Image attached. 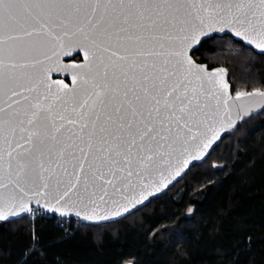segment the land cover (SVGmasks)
<instances>
[{
	"label": "snow or ice",
	"instance_id": "1",
	"mask_svg": "<svg viewBox=\"0 0 264 264\" xmlns=\"http://www.w3.org/2000/svg\"><path fill=\"white\" fill-rule=\"evenodd\" d=\"M226 31L264 52V0H0V221L33 201L103 221L167 188L264 102L194 61Z\"/></svg>",
	"mask_w": 264,
	"mask_h": 264
},
{
	"label": "trees",
	"instance_id": "2",
	"mask_svg": "<svg viewBox=\"0 0 264 264\" xmlns=\"http://www.w3.org/2000/svg\"><path fill=\"white\" fill-rule=\"evenodd\" d=\"M193 58L226 68L233 94L264 91V55L231 37L202 41ZM16 221L0 222V264H264V111L122 220L60 226L40 213Z\"/></svg>",
	"mask_w": 264,
	"mask_h": 264
},
{
	"label": "water",
	"instance_id": "3",
	"mask_svg": "<svg viewBox=\"0 0 264 264\" xmlns=\"http://www.w3.org/2000/svg\"><path fill=\"white\" fill-rule=\"evenodd\" d=\"M225 36H228V37H231L232 39H234L235 41L237 42H240L242 43L245 47L247 48H250L252 51H254L255 53L257 54H260V55H264V52H261V50L255 48L254 46L252 45H248L246 42L244 41H241L239 40V38L235 37L231 32H224V33H220V32H213V33H210L209 35L205 36L202 38V41H205V40H208V39H211L213 37H225ZM200 44L199 45H195L192 52H191V55L193 57V53L199 48ZM76 54L74 53L73 54V58H75ZM73 58H69V57H65V61L66 62H73ZM80 60H82V55L79 57ZM194 59V58H193ZM194 61L196 62V60L194 59ZM198 63V62H197ZM204 66L207 67V69L209 71H213L215 68H220L221 66H217V67H213V68H209L208 65L206 63H200ZM224 68V67H223ZM226 69V68H225ZM227 71V70H226ZM228 72H227V76H226V80L228 82V84L230 85L229 81H228ZM53 79H61V80H65L66 83H69V85L71 84V78L70 76H67L64 74V73H53ZM230 91H231V85H230ZM255 91V90H254ZM251 92V91H249ZM231 95L233 97H235V94L232 93L231 91ZM264 111V102H261L259 99H256V100H251V101H246L244 103V107L242 109H240L239 111V115L237 116V111L236 110H233L232 112V116L235 120V125L234 127L232 128H228V129H225L221 135H220V138L217 139L213 144L212 146L207 150V152L205 153V155L199 159H195V160H191L188 167L185 168L182 172H181V175L176 177L175 179H173L169 184H168V187L167 188H162L159 192H156L154 195L152 196H149L147 200H144L143 203L141 204H137L136 207L132 208L130 210V212L128 213H124L122 216L120 217H114V218H110L108 220H103V221H85L83 220L81 217H77L75 216V214H70V215H67V216H60L59 213H55V212H51L47 209H45L42 205L41 206H38L35 201L32 202V205L31 207L33 209H36V210H39V211H42L43 213L51 216V217H55V218H60V219H64V220H67V219H70V220H73V221H76L78 223H80L81 225H90V226H99V225H103V224H108V223H113V222H116V221H119V220H122L126 217H128L129 215L141 210L142 208H144L145 206H147L152 200L156 199V198H159L163 195H165L171 188H173L179 181L182 180V178L188 174V172L190 171L191 168L195 167V166H198V165H201L203 162L206 161V159L208 158V156L211 154V152L213 151V149H215L220 143L221 141L227 137L228 135L232 134L236 129L237 127L239 126V124L244 121L245 119H248L250 116H256L260 113H262ZM27 216V214H25ZM13 220H19V218H10V220H7V221H0V222H11Z\"/></svg>",
	"mask_w": 264,
	"mask_h": 264
},
{
	"label": "built area",
	"instance_id": "4",
	"mask_svg": "<svg viewBox=\"0 0 264 264\" xmlns=\"http://www.w3.org/2000/svg\"><path fill=\"white\" fill-rule=\"evenodd\" d=\"M39 214H40L39 211L34 210L33 213L27 214V217L30 218V219H32V220H34V218L37 217ZM57 222H58V224L60 226H63L65 224H69V222H71V221L70 220H66L65 221V220H62V219H57ZM75 225H78V223H75Z\"/></svg>",
	"mask_w": 264,
	"mask_h": 264
},
{
	"label": "rangeland",
	"instance_id": "5",
	"mask_svg": "<svg viewBox=\"0 0 264 264\" xmlns=\"http://www.w3.org/2000/svg\"><path fill=\"white\" fill-rule=\"evenodd\" d=\"M228 48V47H227ZM75 225V224H74ZM75 226H77V227H80L81 225H75Z\"/></svg>",
	"mask_w": 264,
	"mask_h": 264
},
{
	"label": "flooded vegetation",
	"instance_id": "6",
	"mask_svg": "<svg viewBox=\"0 0 264 264\" xmlns=\"http://www.w3.org/2000/svg\"><path fill=\"white\" fill-rule=\"evenodd\" d=\"M220 38H223V37H220ZM80 59V58H79ZM232 91V90H231ZM235 94V93H234Z\"/></svg>",
	"mask_w": 264,
	"mask_h": 264
}]
</instances>
